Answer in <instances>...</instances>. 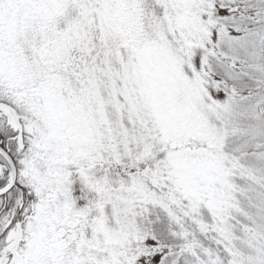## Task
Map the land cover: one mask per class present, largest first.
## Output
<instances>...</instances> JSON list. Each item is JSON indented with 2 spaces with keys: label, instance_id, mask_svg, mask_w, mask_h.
I'll list each match as a JSON object with an SVG mask.
<instances>
[{
  "label": "snow or ice",
  "instance_id": "obj_1",
  "mask_svg": "<svg viewBox=\"0 0 264 264\" xmlns=\"http://www.w3.org/2000/svg\"><path fill=\"white\" fill-rule=\"evenodd\" d=\"M0 264H264V0H0Z\"/></svg>",
  "mask_w": 264,
  "mask_h": 264
}]
</instances>
